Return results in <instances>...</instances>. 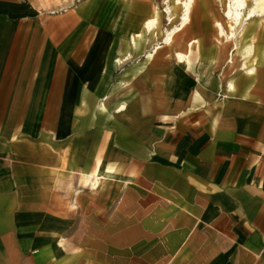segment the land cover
Instances as JSON below:
<instances>
[{"label":"crops","instance_id":"1","mask_svg":"<svg viewBox=\"0 0 264 264\" xmlns=\"http://www.w3.org/2000/svg\"><path fill=\"white\" fill-rule=\"evenodd\" d=\"M84 5L0 0V264H264V32L234 53L200 0L127 66L149 19Z\"/></svg>","mask_w":264,"mask_h":264},{"label":"rangeland","instance_id":"2","mask_svg":"<svg viewBox=\"0 0 264 264\" xmlns=\"http://www.w3.org/2000/svg\"><path fill=\"white\" fill-rule=\"evenodd\" d=\"M41 7L47 9H64L68 6H86V8H91L97 10L101 14L104 13V16H108L111 20L112 25L116 26V33H120L126 36V45L128 46L129 39L131 35L135 33L142 32L144 30V23L153 18L156 11L160 12V24L158 25V29L156 33L158 34L157 38L153 39L152 34H149L147 40L143 43V47L137 51H132V57L127 60L124 64L130 65L135 62H140L145 59L144 55L146 52L151 53L153 49L156 47L158 43H162L165 37L166 30H169L173 27V25H178L181 22V15L183 13V8L181 5L176 4V0H172L170 2L173 7L172 10V18L173 23L169 24V14L166 11L167 5L164 0H35ZM201 16L203 20H205V24L211 22L210 20L213 18L217 23H223L224 27L227 31L230 30V25L226 20L225 11L228 9L229 0H201ZM199 3L200 0L196 1L195 6L193 8L191 19L201 18L199 17ZM208 3V7L206 6ZM88 5V6H87ZM249 5H253V0L249 1ZM209 8V9H208ZM212 15V16H211ZM191 21V20H190ZM121 22V26L118 28V24ZM208 22V23H207ZM115 30V29H114ZM218 28L216 30V38L220 40V43H226L225 38L219 37ZM264 32V16L257 17L253 20H249L244 23L238 39V50H235L234 53L239 55L243 54V50L248 45L255 46L259 41L258 35H263ZM188 33V29L184 32L178 33L175 39V43L172 47L167 48V45L163 44V50H169L170 52L177 50L181 45V39L184 35ZM152 38V39H151ZM229 48L233 43H228ZM241 45V47H240ZM254 47V46H253ZM241 48V49H240ZM254 49V48H253ZM258 49V48H257ZM128 51V48H127ZM238 51V52H237ZM127 53V52H126ZM233 54L231 57L233 58ZM230 59V58H229ZM234 60V59H233ZM232 65V64H231Z\"/></svg>","mask_w":264,"mask_h":264},{"label":"bare ground","instance_id":"3","mask_svg":"<svg viewBox=\"0 0 264 264\" xmlns=\"http://www.w3.org/2000/svg\"><path fill=\"white\" fill-rule=\"evenodd\" d=\"M172 0H164L167 5L166 11L169 14V24L173 23L172 18V6L170 4ZM197 0H176L177 5H181L183 8V13L181 15V22L178 25H173V27L167 30V38L165 40L166 44L172 45L177 33L183 31L187 25L190 23L191 14L193 8L195 6ZM199 1V0H198ZM249 1L251 0H229L228 9L225 11V18L230 25V30L227 31L224 27L223 23L218 22L217 28L219 35L222 38H225L226 43H233L234 50H238V39L240 31L244 25L249 20H253L257 17L264 16V0H253V5H249ZM160 13L156 14V16L145 24V33H156L158 29V25L160 24ZM157 36V35H156ZM137 37V36H136ZM136 45V44H135ZM241 47V45H240ZM159 48V47H158ZM155 49V51L158 50ZM253 45H248L243 50V54H245L246 59H250L253 54ZM241 49V48H240ZM238 52V51H237ZM242 55V54H241ZM154 57V54H150V58ZM186 55L183 53H176L175 60H185ZM230 64H234V60L231 57L229 59ZM245 66V64H243ZM247 66V65H246Z\"/></svg>","mask_w":264,"mask_h":264}]
</instances>
